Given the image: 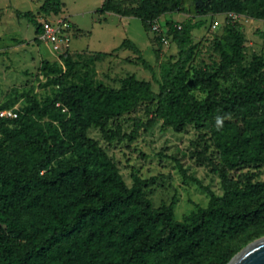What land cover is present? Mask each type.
<instances>
[{
    "label": "trees",
    "instance_id": "1",
    "mask_svg": "<svg viewBox=\"0 0 264 264\" xmlns=\"http://www.w3.org/2000/svg\"><path fill=\"white\" fill-rule=\"evenodd\" d=\"M187 4L195 16L234 12L264 20V0H105L100 11L139 17L153 31L155 20ZM63 8L62 0H45L39 11L51 16ZM18 15L41 32L34 13ZM229 19L227 44L218 46L221 61L199 66L193 65V30L205 22H167L179 53L161 63L158 92L135 74L119 87L98 81L95 63L113 53L86 57L71 49L58 61H42L38 79L49 92L11 90L0 103V112L18 113L0 116V264H228L264 236V180L254 172L232 175L264 168V55L245 64L246 35ZM156 40L163 44L157 34ZM122 47L155 73L136 43L126 39ZM199 89L204 98L195 95ZM140 106L147 116L129 118L130 132L112 125ZM160 120L180 133L188 125L209 129L220 152L222 195L180 164L210 196L184 219L176 217L175 200L155 207L148 180L137 173L129 185L90 134L99 129L110 143L134 141Z\"/></svg>",
    "mask_w": 264,
    "mask_h": 264
},
{
    "label": "rangeland",
    "instance_id": "2",
    "mask_svg": "<svg viewBox=\"0 0 264 264\" xmlns=\"http://www.w3.org/2000/svg\"><path fill=\"white\" fill-rule=\"evenodd\" d=\"M45 0H0V103L14 87L24 89L34 87L41 96L50 88L40 84L38 79L42 61H58L60 54L50 43L39 39L37 27L18 13L32 12L38 21L45 15L39 11ZM63 11L58 14L67 16L71 23V50L74 54L86 57L96 52L113 55L95 63L96 78L107 85L119 87L123 78L135 74L141 79L153 82L159 91L161 79L160 65L163 61L176 58L179 47L172 37L168 44L156 40L154 31H148L139 17L121 16L114 12H101L105 0H62ZM134 1V0H128ZM55 16V15H53ZM188 20L205 24L193 30L194 43L198 45L194 66L213 65L221 61L219 45H226L227 15L195 16L192 7L187 4L181 12L167 13L159 19L165 28L167 22L184 23ZM247 38L246 62L250 64L255 53L264 55V20L242 18L236 22ZM129 39L143 51V56L153 65L155 73L141 63L132 60L137 54L130 48L122 47ZM223 83H228L221 79ZM198 98L207 94L195 90ZM21 103H17L18 108ZM147 116L145 106L138 107L128 116L112 125L120 123L124 130H132L129 118ZM113 125V126H114ZM92 137L100 140L109 153L116 159L127 183L133 185V175L138 174L148 180V196L155 207L176 201V217H184L197 209L207 206L209 194L188 176L196 177L205 186H210L218 195L224 193L222 178L218 169L222 167L220 152L216 148L209 129L188 125L183 132H175L158 121L150 130L142 129L134 141L108 142L99 129L90 131ZM257 173L264 180V168H245L232 171V175Z\"/></svg>",
    "mask_w": 264,
    "mask_h": 264
},
{
    "label": "built area",
    "instance_id": "3",
    "mask_svg": "<svg viewBox=\"0 0 264 264\" xmlns=\"http://www.w3.org/2000/svg\"><path fill=\"white\" fill-rule=\"evenodd\" d=\"M234 21H238L242 18L250 19V17L230 12L227 14ZM41 24V32L39 33V39L51 44L53 49L60 55L71 49V23L67 16L51 15L45 16L44 19L39 21ZM181 28V25L178 26ZM153 31L160 37L163 44L169 43L167 37L168 27L163 28L159 24V19L155 20L152 25ZM2 117H17L18 113L15 109H4L0 112Z\"/></svg>",
    "mask_w": 264,
    "mask_h": 264
},
{
    "label": "water",
    "instance_id": "4",
    "mask_svg": "<svg viewBox=\"0 0 264 264\" xmlns=\"http://www.w3.org/2000/svg\"><path fill=\"white\" fill-rule=\"evenodd\" d=\"M228 264H264V236L248 244Z\"/></svg>",
    "mask_w": 264,
    "mask_h": 264
}]
</instances>
